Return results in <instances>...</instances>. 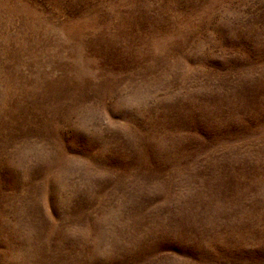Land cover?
<instances>
[{
	"label": "rangeland",
	"instance_id": "rangeland-1",
	"mask_svg": "<svg viewBox=\"0 0 264 264\" xmlns=\"http://www.w3.org/2000/svg\"><path fill=\"white\" fill-rule=\"evenodd\" d=\"M0 264H264V0H0Z\"/></svg>",
	"mask_w": 264,
	"mask_h": 264
}]
</instances>
